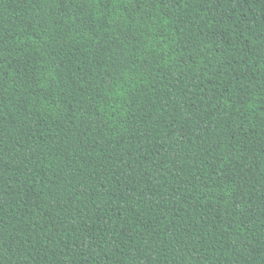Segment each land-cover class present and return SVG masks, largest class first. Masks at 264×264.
I'll list each match as a JSON object with an SVG mask.
<instances>
[{
  "label": "trees",
  "instance_id": "obj_1",
  "mask_svg": "<svg viewBox=\"0 0 264 264\" xmlns=\"http://www.w3.org/2000/svg\"><path fill=\"white\" fill-rule=\"evenodd\" d=\"M0 264H264V0H0Z\"/></svg>",
  "mask_w": 264,
  "mask_h": 264
}]
</instances>
